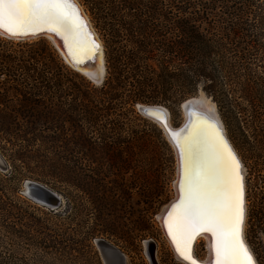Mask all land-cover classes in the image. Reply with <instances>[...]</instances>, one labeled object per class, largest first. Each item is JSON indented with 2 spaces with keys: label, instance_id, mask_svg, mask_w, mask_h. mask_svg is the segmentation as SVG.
<instances>
[{
  "label": "rangeland",
  "instance_id": "1",
  "mask_svg": "<svg viewBox=\"0 0 264 264\" xmlns=\"http://www.w3.org/2000/svg\"><path fill=\"white\" fill-rule=\"evenodd\" d=\"M77 1L102 40L101 84L69 65L46 37L0 34V264H106L99 239L124 253L127 264H151L146 240L158 264H185L157 217L174 196L175 153L138 103L166 106L179 126L183 101L208 94L201 85L184 93L178 80L167 81L166 72L188 65L177 52H143L139 20L127 17L118 34L98 0ZM255 62L261 70L262 59ZM217 111L245 167V234L264 264V127L244 134ZM29 179L61 203L51 208L28 195Z\"/></svg>",
  "mask_w": 264,
  "mask_h": 264
},
{
  "label": "trees",
  "instance_id": "2",
  "mask_svg": "<svg viewBox=\"0 0 264 264\" xmlns=\"http://www.w3.org/2000/svg\"><path fill=\"white\" fill-rule=\"evenodd\" d=\"M98 1L118 34L127 17L141 22L143 52H177L188 66L166 72L167 81L184 93L201 85L244 134L264 127V64L254 66L264 63V0Z\"/></svg>",
  "mask_w": 264,
  "mask_h": 264
},
{
  "label": "snow or ice",
  "instance_id": "3",
  "mask_svg": "<svg viewBox=\"0 0 264 264\" xmlns=\"http://www.w3.org/2000/svg\"><path fill=\"white\" fill-rule=\"evenodd\" d=\"M0 28L12 35L47 29L63 36L66 44L69 38L79 44L83 32L71 0H0ZM173 135L184 159L181 196L169 223L177 252L197 264L188 241L204 231L213 238L214 264H255L242 237V178L234 154L210 127H195L183 141Z\"/></svg>",
  "mask_w": 264,
  "mask_h": 264
},
{
  "label": "bare ground",
  "instance_id": "4",
  "mask_svg": "<svg viewBox=\"0 0 264 264\" xmlns=\"http://www.w3.org/2000/svg\"><path fill=\"white\" fill-rule=\"evenodd\" d=\"M73 5L76 7L81 22L83 24V32L77 38L79 44L76 40L69 38L68 43L66 44L65 39L63 36L56 34L55 32H50L47 29H43L40 33L31 32L26 35H12L4 28H0V34L13 39H29V38H36V37H46L52 41V43L57 47L60 51L61 55L63 56L64 60L71 65L76 70L80 71L81 73L85 74L89 79H91L96 84H101L104 80V76L106 73V65H105V53L102 44V40L100 39L99 34L97 33L93 23L91 22L89 16L84 12L81 5L77 0H71ZM38 32V31H37ZM95 45L96 47H93ZM72 48L70 52L69 48ZM78 47L81 49L78 51ZM143 103H138V106L142 107ZM146 105H158V104H146ZM164 106V105H162ZM161 106V107H162ZM166 107V106H165ZM181 108L183 109L185 118L179 126H174L171 122V112L167 114V126L164 125V115L163 112L160 110L150 111V113L154 114L157 118H153L152 120L157 122L165 131V134L172 145V148L175 153L176 157V176L173 182L174 187V196L171 200L162 208L161 212L158 214V220L161 225L162 232L170 245V249L172 250L175 257L185 263L190 264L189 261L183 259L179 255L176 250V245L173 242L172 235L169 232V223L172 220V211L173 205L177 204L179 201H176L178 198L180 199L181 196V182L184 178V159L181 155V145L177 142V139L174 137L173 134H177L179 139L183 141L185 137H188L195 127H210L214 129L216 134L227 144L230 148L232 153L234 154L236 160L239 163V174L242 178V190H244V195L242 196V207H243V217H242V237L244 243L247 245L248 250L251 252L255 264H259L258 260L255 256V253L251 246L249 245L246 234H245V227H246V219H247V198H246V176H245V167L241 165V156L239 155L238 151L235 149L232 141L230 140L227 132L225 130V125L218 114L217 111V104L211 97L207 96L205 93L200 92L196 96H191L188 99L184 100L182 103ZM197 111L202 114V116L193 115V111ZM185 123L188 125L182 130V127ZM0 165H2V159L0 157ZM30 180V179H29ZM37 182V181H36ZM176 201V202H175ZM204 240L206 242V256L204 258H199L196 256L193 250L194 241L198 243L200 240ZM147 246L149 247L148 240L145 241ZM151 243V242H150ZM191 255L194 260L197 261V264H214V253H213V238L211 233L204 232V231H196L188 241ZM112 245V244H111ZM146 246V247H147ZM110 247V246H109ZM109 247H104L102 249L103 253L109 259H113L116 262L120 261V257L115 255L112 252V249ZM125 255V254H124ZM150 256V254H149ZM106 257V258H107ZM156 258V257H155ZM151 259V256L149 257ZM157 260V258H156ZM151 261V260H150ZM158 261V260H157ZM124 262L127 264V256L124 257ZM152 264V261H151ZM158 264V262H157Z\"/></svg>",
  "mask_w": 264,
  "mask_h": 264
},
{
  "label": "water",
  "instance_id": "5",
  "mask_svg": "<svg viewBox=\"0 0 264 264\" xmlns=\"http://www.w3.org/2000/svg\"><path fill=\"white\" fill-rule=\"evenodd\" d=\"M40 32H43V31H38V32H36V34L40 33ZM161 106L162 105H160V104H158V105H146L145 104L142 107L138 106V109L143 115H145L151 119H153V118L159 119V118H157L154 114L150 113V111H154V110L162 111L163 115H164V118H163L164 121L163 122H164V125L167 126V124H166L167 123V114L166 113H168V112L170 113V111L167 107H165V106L161 107ZM192 111H193V115L202 116V114L200 115V113H198L197 111H194V110H192ZM159 120H161V119H159ZM187 125L188 124L185 123L182 127L180 126V128L183 130ZM1 166L4 167V164L2 163ZM25 191L28 195L32 196L38 202H42L43 204H46L51 208H55L61 203V197L55 191L51 190L47 186H45L39 182H36V181L27 180L25 182ZM243 195H244V190H243ZM176 201H179V198ZM97 242H98V245L101 248V250L102 249L104 250V247L106 249V247L110 246L109 249H112V252L115 255H118L120 257V261L116 262L113 259H109L106 256V254L103 253V251H102L106 264H126L124 262V257H125L124 253H122L117 247H115L114 245H111V243L107 242L104 239H99V240H97ZM151 261H152V264H157L155 259H154L153 253H151Z\"/></svg>",
  "mask_w": 264,
  "mask_h": 264
},
{
  "label": "flooded vegetation",
  "instance_id": "6",
  "mask_svg": "<svg viewBox=\"0 0 264 264\" xmlns=\"http://www.w3.org/2000/svg\"><path fill=\"white\" fill-rule=\"evenodd\" d=\"M202 240V239H201ZM200 240V241H201ZM196 241V240H195ZM194 241V244H193V250H194V253L196 254V256L197 257H199V258H204V257H202V255L200 254V253H198L197 251H198V244L200 243H196ZM151 242V243H150ZM148 244H149V246L150 247H152V249H150L151 250V252H150V255H151V253H153L154 254V252H153V249H154V244H153V242L151 241V240H148ZM205 244H206V242H205ZM206 252H207V248H206ZM206 256V255H205ZM154 259H155V256H154ZM156 261V260H155ZM156 263H157V261H156Z\"/></svg>",
  "mask_w": 264,
  "mask_h": 264
}]
</instances>
